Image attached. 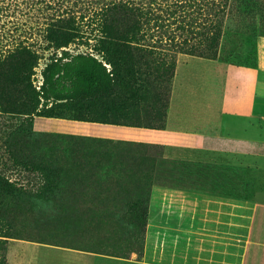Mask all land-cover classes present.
Wrapping results in <instances>:
<instances>
[{"label": "rangeland", "instance_id": "1", "mask_svg": "<svg viewBox=\"0 0 264 264\" xmlns=\"http://www.w3.org/2000/svg\"><path fill=\"white\" fill-rule=\"evenodd\" d=\"M233 2L218 59L234 66L255 68L259 59L264 60V0ZM70 3H75L70 12L74 40L58 52L49 45L43 31L49 10L36 8L17 13L20 32L32 33L33 47L45 55L35 69L39 89L48 62L60 58L58 63H65L72 55L93 51L101 45L97 0H70ZM51 56L56 59L48 58ZM174 79L175 75L166 88L159 86L157 93L147 95L148 109L153 111L160 102L159 108L167 111ZM205 80L212 83L207 76L203 80L199 78L204 84ZM62 82L73 87L68 76ZM54 86L50 78L45 84L44 105L40 107H52L50 111L61 118H72L74 106L68 103L61 107L55 98L58 90L67 92V88ZM151 110L145 114V123L155 125L158 121ZM11 118L6 121L3 115L0 117V175L23 185L27 194L17 197L13 204L8 202L9 197L0 196L5 202L0 218L12 223V236H1L8 239L5 264H192L191 239L159 238L158 230L148 236L142 217L145 202L140 203L139 194L145 193L150 201L152 186L160 182L195 186L188 183L195 181L199 183L196 188L211 190L214 186L211 181L217 179L218 186L223 185L217 188L218 192L251 198L256 192L255 186L264 182V161L223 157L217 161L228 162V167L213 165L215 159L198 166L192 160L204 155L189 147L144 142L136 151H125L111 149L112 143L106 141L104 146L108 148L103 145L100 148L92 137L73 138L60 131L39 130L36 123L41 116H35L33 121L39 141L31 140L16 148L17 135L8 138V132L20 120L14 115ZM179 198L183 201L185 197ZM232 241L229 247L223 244L224 255L229 249V264H236L239 260L234 250L238 247ZM206 245L218 249L221 242L212 244L210 239Z\"/></svg>", "mask_w": 264, "mask_h": 264}, {"label": "trees", "instance_id": "2", "mask_svg": "<svg viewBox=\"0 0 264 264\" xmlns=\"http://www.w3.org/2000/svg\"><path fill=\"white\" fill-rule=\"evenodd\" d=\"M75 3L71 4L70 0H0V117L3 115L10 121L13 115L18 116L20 124L8 132V138L17 135L16 148H22L31 140L39 141V133L33 129L35 116L61 117L50 111L52 107H40L44 105L45 84L50 78L55 85L53 88H67V92L58 90L55 98L61 107L68 103L74 106L73 119L164 128L166 109L159 108L160 102L158 107L154 105L153 111L148 109L147 95L157 93L159 86L167 87L176 73L181 54L219 57L226 19L234 5L233 0H97L100 47L74 54L65 63H58L60 58L54 54L58 60L47 63L43 71L45 79L39 89L35 69L45 55L33 47L32 33L20 32L17 13L36 8L49 10L48 15L45 13L43 31L49 45L58 52L74 40L70 12ZM67 76L73 87L62 82ZM149 110L158 121L155 125L145 123ZM93 139L99 142L96 144L100 148L107 147L104 143L109 141L111 149L125 151H136L145 145L138 141L115 143L107 138ZM23 194H27L23 185L0 175V196L9 197L8 202L13 204ZM139 199L140 203L145 202L142 217L147 225L149 199L145 193L144 196L139 194ZM3 203L0 200V213ZM11 227L10 221L0 218V264L6 263L8 240L1 236H12Z\"/></svg>", "mask_w": 264, "mask_h": 264}, {"label": "crops", "instance_id": "3", "mask_svg": "<svg viewBox=\"0 0 264 264\" xmlns=\"http://www.w3.org/2000/svg\"><path fill=\"white\" fill-rule=\"evenodd\" d=\"M263 61L259 59L254 68L181 54L164 128L47 116H41L36 128L189 147L204 155L192 160L198 166L215 159L213 165L228 167V162L217 161L223 157L264 161ZM204 76L212 83L199 81ZM216 180L211 181V190L196 188L199 183L195 181L188 182L195 186L179 182L153 185L148 236L158 230L159 238L191 239L192 264H229L230 251L224 255L223 244L229 247L230 239L238 247L234 250L236 264H264V182L248 198L218 192L223 185L218 186ZM210 239L221 246L207 247Z\"/></svg>", "mask_w": 264, "mask_h": 264}]
</instances>
